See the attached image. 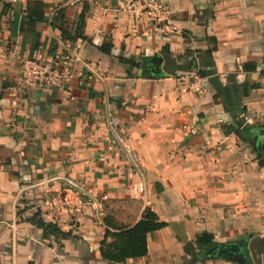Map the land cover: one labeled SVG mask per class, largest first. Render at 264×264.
I'll return each instance as SVG.
<instances>
[{
	"label": "crops",
	"instance_id": "0c3cea01",
	"mask_svg": "<svg viewBox=\"0 0 264 264\" xmlns=\"http://www.w3.org/2000/svg\"><path fill=\"white\" fill-rule=\"evenodd\" d=\"M33 1L39 42L22 31ZM161 1L178 33L126 0H0V264H112L107 230L148 209L167 226L121 264H239L246 239L264 264V0ZM36 53L68 67L66 89L18 88ZM202 233L216 246L195 261Z\"/></svg>",
	"mask_w": 264,
	"mask_h": 264
},
{
	"label": "trees",
	"instance_id": "16d2710c",
	"mask_svg": "<svg viewBox=\"0 0 264 264\" xmlns=\"http://www.w3.org/2000/svg\"><path fill=\"white\" fill-rule=\"evenodd\" d=\"M45 4L42 1L29 2L23 11L24 23L22 31L26 33H33L39 42L40 34L37 32V25L45 21ZM83 21V18L81 19ZM84 26V23H82ZM63 36L66 37L67 33L61 28ZM82 35L78 34V38ZM113 45H105L102 48L104 53H110ZM134 66V65H133ZM202 75H204L202 73ZM228 133H235L238 137L242 138L244 135L240 130V126L228 127ZM246 134V132H245ZM248 137L244 141L249 140ZM264 165V162H261ZM37 224L42 228L45 233L53 234L56 238L59 236L66 239L70 234H64L54 224H48L42 220H38ZM167 225L160 222L159 217L152 210L145 211L142 220L131 228L107 230L104 241L101 244L102 258L112 264L125 263L128 259L140 258L148 255V236L152 232L160 231ZM216 246L215 238L210 233H202L199 235L195 242L192 243L189 254L195 261H205L211 254L210 251ZM264 254V253H263Z\"/></svg>",
	"mask_w": 264,
	"mask_h": 264
},
{
	"label": "built area",
	"instance_id": "2783aa9c",
	"mask_svg": "<svg viewBox=\"0 0 264 264\" xmlns=\"http://www.w3.org/2000/svg\"><path fill=\"white\" fill-rule=\"evenodd\" d=\"M122 9L139 18L147 16L154 26L161 27L162 32L166 35L178 33L180 30L170 20V10L161 0H126ZM0 52H3L1 46ZM70 79L71 73L68 67L51 64L36 53L33 59L27 60L23 64L22 78L17 86L24 92L40 86L64 90ZM71 191L66 190L60 196L52 199L55 210L58 209L56 211L62 212L64 209L70 208L69 195Z\"/></svg>",
	"mask_w": 264,
	"mask_h": 264
},
{
	"label": "water",
	"instance_id": "95a60500",
	"mask_svg": "<svg viewBox=\"0 0 264 264\" xmlns=\"http://www.w3.org/2000/svg\"><path fill=\"white\" fill-rule=\"evenodd\" d=\"M157 61L162 62V60L159 58H157ZM260 149L262 150L261 151L262 154H264V142L261 143ZM239 246L240 248H237V250H233L236 253V255L230 256V258L232 260L237 261L239 264H255L254 260L252 259L250 255V251L248 248V239L240 243Z\"/></svg>",
	"mask_w": 264,
	"mask_h": 264
},
{
	"label": "flooded vegetation",
	"instance_id": "af4514ba",
	"mask_svg": "<svg viewBox=\"0 0 264 264\" xmlns=\"http://www.w3.org/2000/svg\"><path fill=\"white\" fill-rule=\"evenodd\" d=\"M262 151V150H261Z\"/></svg>",
	"mask_w": 264,
	"mask_h": 264
}]
</instances>
